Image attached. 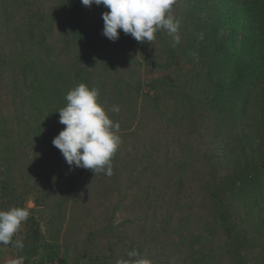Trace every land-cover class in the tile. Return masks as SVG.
Here are the masks:
<instances>
[{
    "label": "rangeland",
    "instance_id": "1",
    "mask_svg": "<svg viewBox=\"0 0 264 264\" xmlns=\"http://www.w3.org/2000/svg\"><path fill=\"white\" fill-rule=\"evenodd\" d=\"M61 3L62 0H0V52L9 58L16 55L20 60H35L39 71L54 72V77L58 76L69 61L62 49L63 37L67 36L57 17L49 15L37 19L35 16L57 11ZM190 3L176 0L172 9L180 20L179 34L183 43L193 35V30L184 33L181 22ZM30 28L36 31L35 38L30 37ZM122 39L127 49L121 56L125 61L121 65L119 61L118 70H113L112 74L108 70H96L97 81L107 78L111 82L123 77L134 86L141 79L144 90L148 91L154 79L164 78L183 88L186 84L187 89L181 92L186 91L182 93L193 97L195 104L198 99L206 102L204 88L189 81L193 63L187 57L168 66L172 39L166 32H157L152 44H142L130 34H124ZM129 59L132 63H126ZM129 66H132L130 71ZM103 74L106 75L99 78ZM16 91L15 98L14 93L9 96L6 89L0 93L6 113L0 117L1 129L5 133H9L7 127L15 129V133L22 129L25 146L6 178L11 190L21 194L24 205L32 200L35 207L13 237V240L23 241L24 249L0 246L8 262L22 258L21 264H116L117 260L128 258V251L136 250L151 264H238L240 257H244V264H264V225L260 231L252 233L257 219L252 221L240 214L234 218L236 228L247 232L251 239L240 253L220 226L216 225L219 229L215 231L213 212H209V208L202 209V180L220 168L219 164L215 168V161L208 162L217 151L211 129L213 115L208 110L212 105L208 108L197 105V122L193 123V128L181 131L171 121L172 104L161 100L157 108L145 95L144 99L140 95L137 108L141 113L138 112L128 132L140 130L138 138L136 134L133 137L141 142L118 150V157L115 153L111 176L104 173L95 176L92 170L69 166L58 148L52 151L50 144L37 140L31 128L35 116L30 117L31 110L27 106H20L22 92ZM100 95L108 102L112 94L102 91ZM192 130L196 132L186 134ZM131 141L127 139L128 143ZM185 156L187 162L180 166L179 161L185 160ZM151 165L174 172L182 167L188 173L181 201L177 202L176 195H171L178 185L172 182L163 187L166 177L160 176L161 173L154 179L147 173L140 180V170ZM204 171L210 174L203 175ZM221 171H217L218 174H223ZM66 194L69 195L63 200L67 201L62 202ZM148 194L151 195L147 201ZM10 200L8 197L0 200V210L17 207L18 200ZM34 220L41 234L36 232Z\"/></svg>",
    "mask_w": 264,
    "mask_h": 264
},
{
    "label": "trees",
    "instance_id": "2",
    "mask_svg": "<svg viewBox=\"0 0 264 264\" xmlns=\"http://www.w3.org/2000/svg\"><path fill=\"white\" fill-rule=\"evenodd\" d=\"M190 4L184 10L181 22L184 33L193 30V35L176 47L172 46V40L169 41L171 52L168 66L172 62L176 65L187 57L193 63L189 81L196 83L198 88H204L203 92L207 94L205 103L198 99L195 104L193 97L183 94L187 93L181 92L187 89L186 84L183 88L164 78L154 79L148 91L144 90L141 79H138L139 84L135 87L123 77L112 78L111 82L107 78L97 81L96 70L104 69L112 74L113 70H118L117 63L120 61L121 65L125 61L121 58L127 50L122 42L124 33L120 30L119 39L115 42L106 38L102 34V14L108 9L95 4L86 7L81 0H62L57 11L35 16L37 19L49 15L57 17L67 36L63 37L65 43L62 49L69 61L58 76L54 77V72L39 71L35 60H20L16 55L9 58L0 52V93L6 89V93L9 96L14 93L15 98L16 90L22 92L20 106H27L31 110L30 117L35 116V124L31 126L33 133L38 141L50 144L52 151L56 147L50 139H54L65 128L59 122L58 111L66 106L67 92L80 83L97 88L100 93L109 91L112 102L103 101L99 96V102L106 109L119 105L120 112L109 115L120 123L118 134L122 142L118 150L121 151L130 145L132 147L133 143L141 142L137 139L140 130L136 128L128 132L138 112L141 113L137 108L140 95L142 98L145 95L157 108L161 100L172 104L171 121L181 131L193 128V123L197 122V105L207 108L212 105L208 110L213 115L211 129L217 151L209 157L208 162L215 161V168L217 164L220 168L211 174L204 171L203 175H210L202 180V209L209 208V212H213L215 231L219 229L216 225L220 226L241 253L251 239L247 232L242 233L236 228L234 218L240 214L252 221L257 219L252 233L260 231L264 225V0H195L193 5ZM30 31V37L35 38L34 28H30ZM39 44L46 47V44ZM126 63H132V60ZM130 70L132 66H129ZM3 102L0 95V117L6 115ZM129 105H133L131 109H128ZM7 128L9 133H5L0 125V200L7 197L11 199L10 202L18 200L16 206L23 207V197L11 190L6 173L10 174L14 163L23 154L24 138L22 129L15 133V129ZM194 132L192 130L186 134L190 136ZM134 134L137 138L133 137ZM128 138H131V143L127 142ZM116 155L118 157L119 154ZM152 162H156L154 158ZM186 162L185 156L179 165ZM181 168L174 172L167 168L144 166L139 178L142 180L148 173L154 179L155 175L161 173L160 176L166 177L163 187L170 186L172 182L178 185L171 195H176L179 202L188 180V173ZM221 169L223 174H218L217 171ZM68 195L62 196L61 200ZM150 195L146 196L147 201ZM35 223L36 232L41 234L38 222ZM237 261L238 264H244V257Z\"/></svg>",
    "mask_w": 264,
    "mask_h": 264
},
{
    "label": "clouds",
    "instance_id": "3",
    "mask_svg": "<svg viewBox=\"0 0 264 264\" xmlns=\"http://www.w3.org/2000/svg\"><path fill=\"white\" fill-rule=\"evenodd\" d=\"M86 7L103 5L108 11L102 14L103 35L115 42L120 30L130 34L136 41L151 43L156 33L164 31L172 39V46L181 42L180 20L172 12L176 0H81ZM100 91L80 83L70 89L66 96V106L59 109V122L65 128L53 139L66 163L72 167L92 170L95 176L113 174L112 158L121 144L120 123L110 118L109 113H119V105L106 109L99 102ZM35 202L28 200L23 207L0 210V246L12 245L23 250L22 240H13L22 224L29 216ZM127 259H119L116 264H151L136 250L127 252ZM13 260L10 264H21Z\"/></svg>",
    "mask_w": 264,
    "mask_h": 264
},
{
    "label": "crops",
    "instance_id": "4",
    "mask_svg": "<svg viewBox=\"0 0 264 264\" xmlns=\"http://www.w3.org/2000/svg\"><path fill=\"white\" fill-rule=\"evenodd\" d=\"M7 256H4L2 251H0V264H10V262L7 261Z\"/></svg>",
    "mask_w": 264,
    "mask_h": 264
}]
</instances>
